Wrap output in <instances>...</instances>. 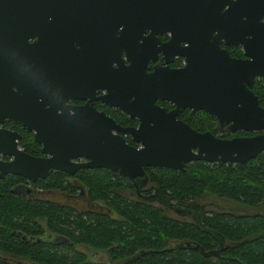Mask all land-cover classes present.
Masks as SVG:
<instances>
[{"label": "water", "instance_id": "95a60500", "mask_svg": "<svg viewBox=\"0 0 264 264\" xmlns=\"http://www.w3.org/2000/svg\"><path fill=\"white\" fill-rule=\"evenodd\" d=\"M60 1L76 6L104 5L109 53L118 52L115 47L120 38V55L125 51L129 60L127 66H122L120 59V104L114 102L113 105L130 117H137L139 124L136 128H119L111 118L88 107L73 108L72 114L57 113L55 108L61 107L68 96L57 103L50 99L58 96H51L45 119L28 123L11 114L34 130V140L41 145L45 156L34 157L10 147L2 152L13 155L14 159L0 164V175L10 172L35 179L45 178L49 170L71 174L79 168L103 167L128 179L142 177L145 180L144 166L183 170L186 163L195 160L242 163L264 150V108L258 105L257 97L250 90L253 77H264V0ZM225 4L227 8L222 11ZM178 23L190 26L199 23L205 46L199 48L196 34L189 41L194 42L192 48L189 47L185 54L181 52L186 62L183 67L157 66L146 72L144 62L136 58L133 49L139 32L147 27ZM214 29L218 35L212 37L210 33ZM246 33L252 35L250 40L243 37ZM228 35L233 36L232 42L242 45L244 55L249 58H231L225 50L219 49V36L227 42ZM112 61L118 64L119 60L115 56ZM64 89L71 90L68 85L61 86V95ZM115 90L118 92V87ZM157 99L168 101L174 107L165 110L155 104ZM184 108L202 110L214 116L217 127L225 126L230 133L247 131L254 134L222 138L209 131H196L176 118ZM99 125H103L104 131ZM116 132L129 134L140 148L128 145ZM76 158L85 161L73 162ZM183 208L188 214L195 215V221L199 220L201 206ZM218 242L223 244L222 239ZM182 245L192 246V243Z\"/></svg>", "mask_w": 264, "mask_h": 264}, {"label": "flooded vegetation", "instance_id": "af4514ba", "mask_svg": "<svg viewBox=\"0 0 264 264\" xmlns=\"http://www.w3.org/2000/svg\"><path fill=\"white\" fill-rule=\"evenodd\" d=\"M225 8H227L226 4L222 6V11ZM105 14L104 5L97 3L76 6L71 2L61 3L60 0H24L22 2L4 0V2H0V76L5 74L2 76L3 80L0 81L1 165L14 159L13 155H6L2 152L10 147H15L34 157L45 156L41 152V145L34 140V130L28 129L27 125L12 115L27 120L28 123L33 120L45 119L47 117L45 111L49 108V102H60L65 96L68 97L61 103V107H63L55 108L57 113L72 114L73 108L88 107L111 118L119 128H136L138 126L139 119L137 117H130L120 107L113 105L114 102L120 104V59L122 66H127L129 60L125 51H121L120 55V38L115 47L118 52L109 53V29ZM262 22H264L263 18ZM180 23L167 27H147L139 32L133 49L136 58L144 62L146 72L152 71L157 66L173 69L183 67L186 62L185 56L181 52L185 54L189 47L192 48L191 43L194 45V42L189 43V41L196 34L199 48L205 46L204 38H201L202 35H200L201 26L199 23L193 26ZM117 29L120 31V25ZM210 35L215 37L218 34L214 29ZM243 37L250 40L252 35L246 33L243 34ZM226 39L227 42L219 36V49L225 50L231 58H249L244 55L241 44L232 42L234 40L232 35H228ZM115 56L119 60L118 64L112 61ZM260 78L264 77L255 76L253 81ZM66 85L71 90L64 89L65 92L61 95V86L66 87ZM116 87H118V92L115 90ZM51 96H58V98L49 101L48 98ZM155 104L165 110H171L174 107L172 103L165 100L157 99ZM201 112L204 111H191L190 108H184L178 112L176 118L193 129L200 128L201 124H197V121L200 119ZM209 116L214 118L211 128L203 129L200 132L209 131L218 137H222L224 133H228L229 137L235 136L236 131L230 133L225 130V126L218 128L216 118L212 115ZM99 126L104 131L103 125ZM195 130L197 131V129ZM116 133L123 136L128 145L136 149L140 148V144L133 142L129 134ZM251 133L254 134V132ZM26 146L33 147L32 153L26 150ZM84 161V158L73 160V162ZM155 168L157 167H143L145 180L142 177L128 179L119 175L117 171L103 167L88 169L106 170L113 174V178H121V185L126 186L121 193L138 199L146 198L143 194L150 192L147 191L149 187L147 173L148 170ZM76 171L69 174L63 171L49 170L46 177L52 172H62L67 175L65 182L70 187L65 191L44 188L41 182L46 177L30 179L19 174L4 173L0 175V200L4 197H18L24 201L64 205L74 213L77 210H85L88 213H108L104 210L103 202L92 199L88 190L78 178L74 177ZM56 196L62 198L55 199ZM210 209L212 210L211 207L208 209L202 207L198 211L202 215ZM222 210L225 209L219 208V211ZM166 213L180 221H195V215L193 217L188 214L182 207H166ZM20 220L23 222L22 225H10L9 233L23 243L29 240L46 241L58 248L68 247V250H79L92 262L108 261L102 249L90 251L85 246L72 243L65 235L49 229L42 217L34 219L37 223L36 231L38 233L36 232V235L38 236L34 235L35 231L28 232L23 216ZM78 246L81 249H78ZM0 262L31 264L25 256L4 249H0Z\"/></svg>", "mask_w": 264, "mask_h": 264}, {"label": "trees", "instance_id": "16d2710c", "mask_svg": "<svg viewBox=\"0 0 264 264\" xmlns=\"http://www.w3.org/2000/svg\"><path fill=\"white\" fill-rule=\"evenodd\" d=\"M250 89L264 108V78L255 79ZM213 120L201 112L197 121L201 127L195 129H210ZM251 134L235 132V136ZM25 148L32 153V146ZM147 175L150 192L143 194L146 198L133 199L121 193L126 186L112 173L77 170L74 177L92 199L103 202L108 213H74L51 202L2 198L0 249L23 255L31 264H264V150L242 163L195 160L186 163L183 170L157 167ZM65 177L62 172H52L41 184L65 191L70 187ZM205 196L233 202L247 211L212 208L197 221H180L166 213V207L200 206ZM22 216L29 233L35 231L38 236L34 219L42 217L49 229L72 243L90 251L102 249L108 261L92 262L79 250L58 248L46 241H19L9 230L10 225H22ZM184 242L192 246L182 245ZM202 252L215 254L204 256Z\"/></svg>", "mask_w": 264, "mask_h": 264}, {"label": "rangeland", "instance_id": "374dc122", "mask_svg": "<svg viewBox=\"0 0 264 264\" xmlns=\"http://www.w3.org/2000/svg\"><path fill=\"white\" fill-rule=\"evenodd\" d=\"M56 198H62L61 196H56ZM201 207L208 209L209 207L211 208H216V209H225L226 211L230 210H234V211H238V212H242V211H247V209H244L238 205H236L233 202H229V201H225V200H221V199H217V198H213L211 196H205L203 198V200H201V203H199ZM83 208V207H81ZM78 249H81L78 246Z\"/></svg>", "mask_w": 264, "mask_h": 264}]
</instances>
